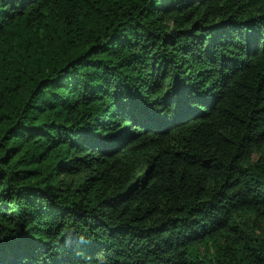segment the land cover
Returning <instances> with one entry per match:
<instances>
[{
  "label": "trees",
  "instance_id": "obj_1",
  "mask_svg": "<svg viewBox=\"0 0 264 264\" xmlns=\"http://www.w3.org/2000/svg\"><path fill=\"white\" fill-rule=\"evenodd\" d=\"M0 264H264V0H0Z\"/></svg>",
  "mask_w": 264,
  "mask_h": 264
},
{
  "label": "snow or ice",
  "instance_id": "obj_2",
  "mask_svg": "<svg viewBox=\"0 0 264 264\" xmlns=\"http://www.w3.org/2000/svg\"><path fill=\"white\" fill-rule=\"evenodd\" d=\"M155 87H162V85H160V84H157V85H155Z\"/></svg>",
  "mask_w": 264,
  "mask_h": 264
}]
</instances>
